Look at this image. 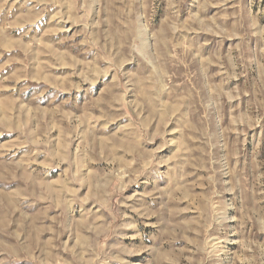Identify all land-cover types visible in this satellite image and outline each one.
I'll return each mask as SVG.
<instances>
[{
  "label": "rangeland",
  "instance_id": "obj_1",
  "mask_svg": "<svg viewBox=\"0 0 264 264\" xmlns=\"http://www.w3.org/2000/svg\"><path fill=\"white\" fill-rule=\"evenodd\" d=\"M0 264H264V0H0Z\"/></svg>",
  "mask_w": 264,
  "mask_h": 264
}]
</instances>
